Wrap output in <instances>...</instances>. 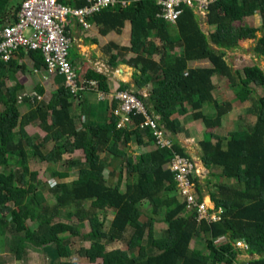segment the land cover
Segmentation results:
<instances>
[{
	"label": "trees",
	"instance_id": "1",
	"mask_svg": "<svg viewBox=\"0 0 264 264\" xmlns=\"http://www.w3.org/2000/svg\"><path fill=\"white\" fill-rule=\"evenodd\" d=\"M125 1H129L125 7L104 8L88 21L102 35L112 31L120 33L125 22L144 24L139 29V40L128 48L120 47L118 54L112 56L111 64L115 66V61L122 56L123 63L134 69L132 78L136 90L153 83L148 97L132 92L142 100L147 115L157 126L171 133L170 148L155 147L146 153L145 161L124 158L116 183L108 184L104 170L110 164L101 155L115 156L124 132L117 126L118 118L113 112L116 104L111 106L108 100H101L105 102V117L100 121L86 119L80 126L77 120L80 117L72 114V108L75 98H82L79 107L89 118L91 111L85 109L86 99L89 94H96V90L108 93L109 77L94 69L86 73L76 69L78 84L87 89L73 94L65 86V77L57 75L55 81L61 85L45 101L41 99L45 94L41 84H37L31 95L25 94L16 81L18 73L29 69L46 71L43 54L19 48L9 61L0 60V168H10L9 172L0 170V237L9 234L12 238L11 251L16 260L22 259L27 245L45 250L53 259L69 258L73 238H80L89 243L83 251L89 263L101 259L102 264H237L242 249L236 243L242 242L246 254L257 256L246 264H264V95L252 97L253 91L248 86L257 83L253 72L256 70L244 67L242 76L236 72L238 81L234 86L236 101H251L254 122L228 132L224 143L213 133L208 140L197 143L203 167H216L218 177L235 181L229 187L223 183L213 185L215 193L208 192L213 207L207 213L219 210L218 220L197 221L195 208H187L184 200L176 198L173 175L164 168L172 153L189 158L173 136L179 126L174 115L187 112L184 104L189 106L190 118L206 128L218 127L221 117L230 110L229 102L218 103L212 98L210 81L213 75L232 80L223 59L226 50L235 48L242 38L255 40L254 54L264 58V0H215L205 14V24L213 27L209 34L201 30L197 14L187 5H180V13L172 24L157 16L160 7L154 0ZM9 2L0 0L1 24L6 22ZM61 2L73 7L87 4L85 0ZM20 6L21 3L13 11L14 19ZM255 12L260 16V27L233 28L234 22ZM261 30L263 33L257 38L256 33ZM176 49L179 52L173 54ZM156 55L158 60L153 58ZM75 56L72 54V64ZM201 60L210 66H190ZM8 81L16 84L9 86ZM120 89L131 91L126 83H120ZM22 105L29 108L25 114L21 113ZM206 105L212 108L211 115L201 112ZM131 118L127 134L137 147L155 145L149 128L138 127L143 118L140 115ZM28 125H38L46 136L35 143V138L25 130ZM75 150L83 152L84 166H80L77 179L54 184L51 192L56 203L49 207L43 193L37 190L38 172L31 170L30 159L39 158L49 165L60 163L71 168L76 162L62 158L64 152ZM121 167L126 175L122 192ZM68 175V171L57 173L59 179ZM189 180L193 183L196 201L200 202L198 179L192 174ZM142 201L149 204L151 214L161 212L166 227L159 238H153L154 221L142 218L139 209ZM84 202H89L86 210L81 208ZM62 208L73 210L70 214L77 219V226L55 221ZM98 211L113 213L107 230L105 220L98 218ZM27 221L35 224V228L30 229ZM85 222L89 227L86 232L82 231ZM198 235L204 237L206 254L188 247ZM144 238L148 240L147 246L142 244ZM116 241L123 242L125 247L107 251L106 245ZM58 264L74 263L60 261Z\"/></svg>",
	"mask_w": 264,
	"mask_h": 264
},
{
	"label": "rangeland",
	"instance_id": "2",
	"mask_svg": "<svg viewBox=\"0 0 264 264\" xmlns=\"http://www.w3.org/2000/svg\"><path fill=\"white\" fill-rule=\"evenodd\" d=\"M21 1L23 0H10L9 6L7 7V12L11 14L15 6H17ZM196 14L199 15V25L201 30L205 34H209L213 31V27H209L205 24V16L203 14H199L198 11H196ZM258 16V15H257ZM261 20L259 17H245L239 22H234L232 24L233 28L236 30H239L243 27H260ZM144 24H138L137 28L138 30L143 27ZM130 33L128 29L124 30L125 34ZM263 33V30L258 31L256 33L257 38H259ZM115 39V38H114ZM156 44H159V41L157 39L154 40ZM107 45V44H106ZM254 46H255V40H248L243 39L238 41V44L235 48L226 50L225 55L223 57L225 63L228 65L232 80H228L225 77L219 76V75H213L211 76V83L213 85V89L211 91L212 98L217 101L218 103L222 102H229L230 103V110L224 114L220 119V125L215 128H206L202 125L200 121L192 120L189 116L190 110L189 106L187 104H184L183 106L186 108L187 112L182 115L178 112V114H175L174 116L179 121V126L176 130V133L173 135L176 139L177 143L184 149L185 153L188 155L189 158L194 162L196 167V177L198 179V184L200 186V193H201V200L203 201L204 205L208 209H212V203L210 202L208 198V192L215 193V188L213 185L223 183V185L226 186H234L233 183L235 181L233 179L225 180L220 177H218L219 169L216 167H211L210 169H205L203 165L201 164L199 160L200 156V150L197 145L198 141L202 140H208L209 134L213 133L219 137L220 140L224 143L228 132L233 131L236 128H244L246 125H251L255 117L251 113V101H244L242 103H239L236 101L235 98V83L238 81L236 72L239 73L240 76H242V69L244 67L250 68L256 71L254 72L255 79L257 81L256 84L250 83L248 86L252 89V97H259L264 95V58L258 57L254 54ZM211 47L215 48V46L211 45ZM104 47L96 49L95 46H92L91 49H95L90 53V50L87 48L84 51L87 50V57L91 59L93 55H97L101 59L100 67L102 68V65H104V68H102V72L109 73L108 70V63H109V53L104 51ZM77 49L75 47H71V57L72 54H75ZM89 52V53H88ZM179 52L178 49L174 50L173 54H177ZM95 53V54H94ZM96 56V57H97ZM70 57V59H71ZM73 58V57H72ZM154 59L158 60V56H154ZM92 60V59H91ZM93 61V60H92ZM95 60L91 64L93 67H97L95 65ZM123 59L120 56V58L117 61L118 68L120 65H122ZM124 64V63H123ZM192 67H208L210 66L209 63L206 60L196 61L190 64ZM255 68V69H254ZM122 69H128L127 67L122 65ZM115 70V69H114ZM119 71V70H118ZM118 71L115 73H111V75H119ZM128 71L132 73V70L129 68ZM251 72V73H253ZM110 74V73H109ZM133 74V73H132ZM132 77V76H128ZM132 79V78H131ZM24 89L25 94H31L33 95L35 93V87L37 83L40 81L46 86L47 91L45 94L41 97V99L45 101H49L52 93L57 89L53 84L51 78L47 80H43L39 78V76H36L34 72H31L30 69L25 73H18L17 74V80H16ZM16 81H8V85L12 86L16 84ZM40 82V83H41ZM153 86V83H149L146 86V91L144 90H136L135 88H130L132 91H137L139 94H141L143 97H148L150 93V89ZM79 101L78 98L74 100V108L72 110V114L75 116L80 117L78 120V126H80V123H83L87 118L86 115L81 114V110H79ZM29 111V108L27 105H22L21 107V113L25 114ZM201 112L205 115H211L212 108L210 106H203L201 109ZM96 113V112H95ZM90 119V118H89ZM96 120V119H95ZM129 127V126H128ZM131 127V126H130ZM162 130L165 133V137L171 138V133L165 130L163 127H161ZM130 128H127V126L124 128V132H122V136L120 137V142L118 143L117 153L115 156L108 155V153L102 154L101 157L106 160L107 163L110 164V166L106 167L104 170V176L106 178V181L110 185H114L118 178L119 173V167L123 166V160L126 157H129L132 162H136L137 160L145 161L146 160V153L155 149V145H148L144 147L143 149H140L135 144L133 138L131 135L127 134V130ZM28 135L35 138V143L38 141H41L45 136L46 132L40 128L38 125H34L32 127L25 128ZM145 138H143L144 140ZM214 140H212L213 142ZM30 142L28 143V146ZM31 149V146L28 147ZM49 148L51 146L49 145ZM145 152V153H144ZM144 153V154H143ZM62 160L65 161H73V164L71 168H69L67 165H60V163H56L53 165H49L48 163L41 162L39 158H31L30 159V168L32 171H37V180L40 182L37 186V190L41 191L44 195L45 203L52 207L56 203V199L51 192V188H53L55 183L58 182H65L70 183L71 181L77 179L79 174V168L80 166H84L85 158L84 154L81 150L74 151L72 153H66L64 152ZM78 161V163H77ZM123 167H121V177L122 182L120 184V191H123L124 188V181L126 179V175L123 173ZM1 171L9 172L10 168H0ZM59 171H68V177L64 179H59L57 177V173ZM112 173V174H111ZM212 175H216V177H213ZM131 181H134V177L131 178ZM176 198L178 201L180 200V197L176 195ZM89 207V202H84L81 206L83 210H86ZM139 209L142 212L143 216L142 218L145 219H152L154 222L152 224V232H153V238H159L162 236L163 230L165 229L166 225L162 221L161 212L158 215H153L149 212L150 206L146 201H142L139 205ZM75 210V209H74ZM70 211L73 212V210H69L67 208H62L59 212L58 217L55 221H62L65 223H68L73 226H77L78 221L75 217H72L70 214ZM98 218L100 220H105V226L104 229L107 230L108 224L113 218V213L111 211H98ZM141 218V219H142ZM27 224L30 229L35 228V224L31 223L30 221H27ZM89 227L87 222L84 223V226L82 227V231H88ZM67 235V234H66ZM127 237V234L125 233L124 238ZM13 243L12 238L9 236V234H5L4 236L0 237V264H58L60 261H68L74 264H102L101 259H97L94 263H89L86 258L84 257V249L88 247L89 243L82 241L80 238H73L72 243V250L71 255L69 258L66 259H53L49 254L41 249V248H34L30 245H27L25 248V253L22 255L21 260H16L13 252L11 251V244ZM142 244L147 246L148 240L144 238L142 240ZM125 246L123 242L116 241L111 244L106 245V250H112V249H123ZM189 248H194L200 250L203 254L208 253L207 249L204 248V237L201 235H198L197 237H194L188 244ZM241 250V253L238 255L239 263L237 264H246L248 260L257 258V256H250L244 252L245 246L243 243L238 246Z\"/></svg>",
	"mask_w": 264,
	"mask_h": 264
},
{
	"label": "built area",
	"instance_id": "3",
	"mask_svg": "<svg viewBox=\"0 0 264 264\" xmlns=\"http://www.w3.org/2000/svg\"><path fill=\"white\" fill-rule=\"evenodd\" d=\"M83 7H73L64 4L61 0H24L17 13L16 19H8L0 23V60L7 62L19 48L28 51H41L46 63V73L50 76L62 75L65 77V86L71 93L86 90L87 86L78 84L76 67L70 59V51L74 38L70 36L68 26L75 21L84 30L91 27L88 19L107 7L120 5L125 7L129 1L125 0H85ZM215 0H154L160 7L158 17L169 23H175L179 15L180 5H187L205 16L206 10ZM199 17V15L197 14ZM96 85V82H91ZM110 88V87H109ZM100 99L108 100L110 105L116 104L113 110L118 118L117 126L124 129L131 125V117L140 115L143 120L139 128L148 127L155 139V146L170 148V140L156 122L147 115L142 100L132 91L121 90L120 83L112 85L108 93L99 94ZM172 175L176 191L184 200L187 208H195L196 220L207 222L218 220L217 214L207 213L208 209L203 201H196L193 183L189 177L196 174V167L191 158L172 153L164 166ZM242 242H237L240 246ZM244 245V244H243ZM245 246V245H244Z\"/></svg>",
	"mask_w": 264,
	"mask_h": 264
},
{
	"label": "crops",
	"instance_id": "4",
	"mask_svg": "<svg viewBox=\"0 0 264 264\" xmlns=\"http://www.w3.org/2000/svg\"><path fill=\"white\" fill-rule=\"evenodd\" d=\"M23 1H21L20 3L22 4ZM8 6H9V3H8L7 7ZM7 7H6V10H5V14H7L6 15V20H7V18L13 20L14 19L13 18V11H14L15 8L13 9V11L10 14V13L7 12ZM251 16H253L255 18L256 17L260 18L259 14L257 12L253 13V15H251ZM248 17H250V16H248ZM138 24H140V23H138V22H133V23L125 22V24H124L123 28L121 29L120 33L112 31V32H110L107 35H102L99 32V28L95 24L90 23L91 27L89 29H87V30H84L75 21H70L69 26H68V30L70 32V36L74 38L72 47H75L77 49V51L75 52V55H76L75 59H73V64L76 67V69H78L82 73H86V71H88L89 69H94L97 72L104 73V72H102V68H104V65H102V68H101L100 64H99V63L102 62L100 60L101 58L98 57L97 55H93L91 57V59L93 61L95 60L94 63L97 66V67H93L91 64H89V63H93V61L91 59H89V57H87V53H86L87 50L86 51H84V50L88 48L90 50V53H91L92 51L95 50V49L94 50L91 49L92 46H95L96 49H98V48L102 49V47L105 46L104 51H106L110 55L109 56V63H108L109 67H108V70H107L110 74L109 73H104V74H106L109 77V79H108L109 87L112 88V85H114L115 83H126V84L129 85V88H135V85H134V82H133V78L132 77H128V76H132V73L134 72V69L128 67L127 65H125L123 63H122V65L127 67L128 69L130 68L132 70V73L130 71H128V69H126V70L122 69V65H120V67L118 68L117 67L118 66L117 61L120 58V56L115 61V66H113L111 64V60H112V56L113 55H117L118 54L120 47L128 48L133 43H135V42H137L139 40V30L137 28ZM125 29H128V31H130V33L128 32V34H125V36L124 35L122 36V34L124 33ZM240 40H242V39H240ZM71 59H72V57H71ZM115 71L116 72L118 71L119 75H116V76L113 75L112 76L111 73H115ZM34 73L36 74V76H39L40 79L43 78V80H47V79L51 78L52 84L57 89L61 85L60 83H57L55 81V77L56 76L48 75L45 70L44 71L43 70L42 71H35ZM40 82L37 83V84H41L44 87L45 92H46L47 91L46 86H44V84L42 82L41 83ZM146 86L141 88L140 90L146 91ZM95 93L96 94H94V95H92V93L89 94L90 97L88 99H86L87 100V106L85 105V109L87 108L89 110L88 112L91 111L90 112V116H89L90 119L88 117H86V118L91 120V121H100V119H103L105 117V113H104V105H105L104 103L105 102L101 101L102 99H100V97H99V94H100L99 91L96 90ZM76 98H78V97H76ZM81 99L78 98V101L80 102ZM73 108H74V103H73ZM73 108H72V110H73ZM78 109L81 110L80 111L81 114L86 115V113L82 112L83 110L80 107ZM32 126H34V125H28L27 127H32ZM75 151H77V150H75Z\"/></svg>",
	"mask_w": 264,
	"mask_h": 264
}]
</instances>
